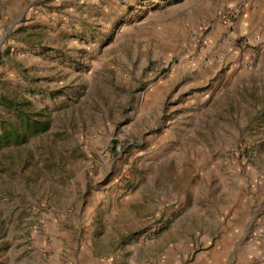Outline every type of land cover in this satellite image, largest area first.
Here are the masks:
<instances>
[{
  "label": "rangeland",
  "instance_id": "rangeland-1",
  "mask_svg": "<svg viewBox=\"0 0 264 264\" xmlns=\"http://www.w3.org/2000/svg\"><path fill=\"white\" fill-rule=\"evenodd\" d=\"M219 249L264 264V0H0V264Z\"/></svg>",
  "mask_w": 264,
  "mask_h": 264
},
{
  "label": "trees",
  "instance_id": "trees-1",
  "mask_svg": "<svg viewBox=\"0 0 264 264\" xmlns=\"http://www.w3.org/2000/svg\"><path fill=\"white\" fill-rule=\"evenodd\" d=\"M7 105L13 104V102H7ZM13 106V105H12ZM23 115L19 113L18 121L19 125L13 126L10 131H5L1 136L2 139L11 140L15 139L16 141L23 137L24 139L29 138L32 135H35L41 131L48 129V122L42 120L40 114L35 115Z\"/></svg>",
  "mask_w": 264,
  "mask_h": 264
},
{
  "label": "crops",
  "instance_id": "crops-1",
  "mask_svg": "<svg viewBox=\"0 0 264 264\" xmlns=\"http://www.w3.org/2000/svg\"><path fill=\"white\" fill-rule=\"evenodd\" d=\"M217 252H213L212 254H209L206 256V262L205 264H226L224 263V254L223 250H216ZM229 257V256H228ZM229 264H241L240 262H237L235 259L231 261Z\"/></svg>",
  "mask_w": 264,
  "mask_h": 264
}]
</instances>
